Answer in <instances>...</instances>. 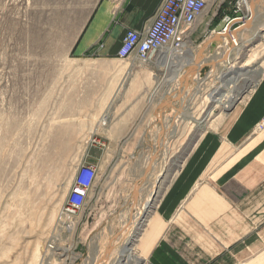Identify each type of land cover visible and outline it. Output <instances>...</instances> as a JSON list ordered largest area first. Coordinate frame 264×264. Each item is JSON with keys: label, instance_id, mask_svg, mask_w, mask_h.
Returning a JSON list of instances; mask_svg holds the SVG:
<instances>
[{"label": "crops", "instance_id": "0c3cea01", "mask_svg": "<svg viewBox=\"0 0 264 264\" xmlns=\"http://www.w3.org/2000/svg\"><path fill=\"white\" fill-rule=\"evenodd\" d=\"M160 2L0 0V50L4 49L7 59H24L31 67L44 65L46 58L85 59L87 76L100 84L79 87L87 101L89 114L85 120L94 123L90 138L105 141V146L86 143L80 162L98 169L99 160L113 159L111 153L138 163L156 145L152 143L174 105L172 85L157 82L162 79L159 67L173 71L171 80L175 81L185 66H193L200 51L202 56H210L204 45L221 21L243 19L231 28L238 55L241 47L264 32V7H259V11L249 0L247 5L242 0H210L182 54L170 50L154 52L144 63L134 56L118 59L117 51L126 31H145ZM236 31L244 36L237 39ZM228 64L221 78L234 74V83L247 76L248 70L242 72L245 63L235 69L234 64ZM251 78L252 86L246 85V95L244 86H232L222 96V108L228 94V110L237 102L231 113L222 123L200 134L160 195L155 199L154 192L152 201H146L147 196L142 203L147 209L141 210L150 214L136 242L137 254L130 246L132 239L121 248L131 249L138 264H244L237 258L240 251H245V261L264 251V244L257 254L251 250L259 234L264 235V230L260 231V224L264 223V130L254 131L264 115V61L258 78ZM221 89L216 87L210 96L218 100ZM97 148L100 159L93 156ZM97 184L96 177L91 191ZM90 193L86 205L92 198ZM138 215L137 229L144 221ZM239 219L245 225L239 227ZM129 221L125 226L129 227ZM242 231L246 233L239 237L237 234ZM120 252L119 264H127Z\"/></svg>", "mask_w": 264, "mask_h": 264}, {"label": "rangeland", "instance_id": "374dc122", "mask_svg": "<svg viewBox=\"0 0 264 264\" xmlns=\"http://www.w3.org/2000/svg\"><path fill=\"white\" fill-rule=\"evenodd\" d=\"M249 1L258 9L264 7V0ZM241 9L245 12L243 5ZM263 33L241 47L239 55L237 49L227 47L225 39L226 44L209 51L210 56L201 54L196 71L185 66L178 82L171 80L170 69L159 67L162 79L157 82L172 85L174 105L168 120L161 123L162 130L152 143L156 145L138 163L111 153L113 159L99 160L98 169L94 165L98 184L73 220L74 233L57 234L56 249L49 252L47 242L85 156L86 143L105 146V141L90 138L94 123L85 120L87 101L79 87L100 84L87 76L85 59L46 58L44 65L31 67L24 59H7L4 49L0 50V264H119L118 251L131 239L136 252L150 214L141 210L147 209L143 201L151 190L155 199L160 195L200 134L222 123L235 107L237 102L230 110L222 108V96L237 85L231 82L234 74L221 78L228 61L234 69L245 63L242 72L248 70L249 78H258L264 61ZM241 36L236 31L237 39ZM195 45L197 41L196 50ZM33 69L40 72L28 73ZM219 86L216 100L210 93ZM249 88L244 86L243 94ZM98 151L93 155L96 159L101 156ZM137 214L144 220L138 229ZM127 219L134 224L125 226ZM236 224L240 227L245 222L239 219ZM243 231L237 235L243 236ZM262 244L264 235L259 234L251 248L254 254ZM237 254L244 264H264V251L247 261L245 251Z\"/></svg>", "mask_w": 264, "mask_h": 264}, {"label": "built area", "instance_id": "2783aa9c", "mask_svg": "<svg viewBox=\"0 0 264 264\" xmlns=\"http://www.w3.org/2000/svg\"><path fill=\"white\" fill-rule=\"evenodd\" d=\"M210 0H161L149 27L142 32L127 30L117 58L127 60L134 56L139 62H146L151 53L173 50L182 54L192 28L202 16ZM264 130V115L255 125L254 131ZM96 143V140H91ZM96 144H99L97 142ZM97 170L93 164L82 162L74 174L68 195L59 210L58 224L48 240L47 252L56 249L57 234L72 235L73 220L85 206L93 188Z\"/></svg>", "mask_w": 264, "mask_h": 264}, {"label": "water", "instance_id": "95a60500", "mask_svg": "<svg viewBox=\"0 0 264 264\" xmlns=\"http://www.w3.org/2000/svg\"><path fill=\"white\" fill-rule=\"evenodd\" d=\"M243 22L242 18H234L231 19L230 21L226 22V21H221L214 29V35L211 39H209L205 45L204 48H209L210 53H213L215 51V49L223 44V40H227L228 41V45L227 47L230 50H233L235 48V43L234 40L232 39L231 36V28L234 25L240 24ZM203 52H199L198 55H196V63L199 60V56H201ZM211 64H214V62H210ZM109 249H107L105 251V254H108Z\"/></svg>", "mask_w": 264, "mask_h": 264}, {"label": "bare ground", "instance_id": "6f19581e", "mask_svg": "<svg viewBox=\"0 0 264 264\" xmlns=\"http://www.w3.org/2000/svg\"><path fill=\"white\" fill-rule=\"evenodd\" d=\"M242 3L243 4H245V5H247V0H242ZM247 7V6H246ZM249 19V18H248ZM234 40V39H233ZM234 43H235V41H234ZM235 47H236V44H235ZM170 51H173V50H171L170 49ZM227 55V53L225 54V56ZM223 58V57H222ZM226 58V57H225ZM197 64H198V62L196 63V58H195V61H194V64H193V66L192 67H190V68H196L195 69V71L197 70ZM173 72V71H172ZM175 73V72H174ZM174 78H175V76H174ZM173 78V79H174ZM242 78V77H241ZM241 78H238L234 83H232V84H235V83H237V85H233V87H242V86H246L247 84H249V82L251 83L252 81H253V79L250 77H248V76H246V77H244L243 76V80H241ZM170 79V78H169ZM178 79H179V77L178 78H176L175 79V81L176 82H178ZM173 81V80H172ZM248 87H249V85H248ZM238 91V90H237ZM241 92V91H240ZM239 93V92H238ZM233 94V93H232ZM233 96V95H232ZM230 97H231V94H228L226 97H225V105H224V109H226V110H228L229 109V107H230ZM230 99V100H229ZM151 180V179H150ZM154 193V190H151V192H150V194L148 195V199H146V201L148 200H151V196H152V194ZM152 201V200H151ZM144 202V201H143ZM145 203V202H144ZM130 222L131 221H129L128 222V225L130 224ZM70 251V250H69ZM121 252L119 253L120 254V256H124V258H125V260H126V263L128 264V263H132V264H138V262L139 261H137V259L135 258V256L133 255V253H132V251H131V249H129V248H123L122 250H120Z\"/></svg>", "mask_w": 264, "mask_h": 264}]
</instances>
